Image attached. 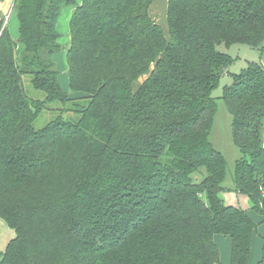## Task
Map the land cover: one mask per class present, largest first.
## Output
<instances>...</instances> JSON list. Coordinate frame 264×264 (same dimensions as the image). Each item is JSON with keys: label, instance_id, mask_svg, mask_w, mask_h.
<instances>
[{"label": "trees", "instance_id": "1", "mask_svg": "<svg viewBox=\"0 0 264 264\" xmlns=\"http://www.w3.org/2000/svg\"><path fill=\"white\" fill-rule=\"evenodd\" d=\"M76 2L14 0L17 40L0 22V219L15 231L0 264H218L216 235L248 264L258 224L220 198L213 92L234 61L219 46L264 50V0H168L166 30L155 0ZM67 6L75 100L53 61ZM232 77L234 186L264 217V65Z\"/></svg>", "mask_w": 264, "mask_h": 264}, {"label": "rangeland", "instance_id": "2", "mask_svg": "<svg viewBox=\"0 0 264 264\" xmlns=\"http://www.w3.org/2000/svg\"><path fill=\"white\" fill-rule=\"evenodd\" d=\"M168 0H155L151 7V17L160 24L165 30L166 25V10ZM81 3V0H77L76 4ZM1 4H4V8H1ZM14 0H4L0 2V22H4V26L7 25L11 31L14 39L17 40L19 23L15 12L13 13ZM75 10L73 6H67L62 8L61 13L57 19L56 28L60 34L58 44L61 49L54 55L53 61L55 62V68L58 70V82L62 91L66 94H70L71 99H81L83 94L71 90L70 87V75L68 64V50L70 47V21L72 14ZM218 50L225 54L230 55L233 58V64L228 66L223 72L220 85L213 92V97L217 98L218 113L216 115L213 132L211 135L212 143L216 150H218L226 159V178L223 183L224 189L220 192L221 200L227 205L235 208L246 210L248 214L255 219L258 224L256 231L253 234L251 245V257L254 258L258 253H261L262 245L264 243V217L253 210V202L250 197L238 193L234 186V168L235 162L240 158V152L238 148L233 144L232 140V117L229 114L224 102L219 98L222 97L223 88L226 85L233 83V75L240 74L244 69L248 67L249 63H261L264 65V50L261 48L254 49L247 45H234L227 49L224 45L219 46ZM20 47L16 51V56L20 55ZM148 78V75L142 77L139 82L143 83ZM40 93L37 94L39 96ZM41 96V95H40ZM78 106L87 105L88 100H82L74 102ZM75 105V104H74ZM76 107V106H74ZM57 115L51 111H45L42 116L36 122V129L44 128L48 122L55 119ZM64 119L77 121L78 116L74 113H67L64 115ZM227 238L224 235H217ZM9 245V244H8ZM7 248V247H6ZM6 248H4L6 250ZM3 249V250H4ZM250 257V259H251ZM1 259V258H0ZM249 263V262H248ZM224 264V263H220Z\"/></svg>", "mask_w": 264, "mask_h": 264}, {"label": "crops", "instance_id": "3", "mask_svg": "<svg viewBox=\"0 0 264 264\" xmlns=\"http://www.w3.org/2000/svg\"><path fill=\"white\" fill-rule=\"evenodd\" d=\"M4 7H5L4 4H1V8H4ZM253 220L255 221V219ZM14 237H15V231L11 229L2 219H0V258L5 252L4 248L8 246V244L14 239ZM214 241L219 250L220 261L218 264H220L221 262L224 264H230L231 248H232L230 238L229 237L225 238V237L216 235L214 238ZM262 250H263V245H262ZM262 250H261V253L260 254L258 253L254 258H252L250 255L251 259H249L248 264H258L259 260L262 257Z\"/></svg>", "mask_w": 264, "mask_h": 264}]
</instances>
